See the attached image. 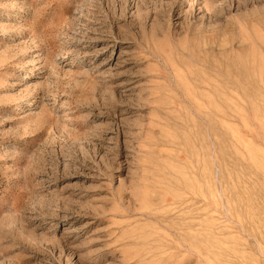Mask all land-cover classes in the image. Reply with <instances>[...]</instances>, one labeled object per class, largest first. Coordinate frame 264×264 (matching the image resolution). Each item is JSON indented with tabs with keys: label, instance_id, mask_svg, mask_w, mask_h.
Wrapping results in <instances>:
<instances>
[{
	"label": "rangeland",
	"instance_id": "1",
	"mask_svg": "<svg viewBox=\"0 0 264 264\" xmlns=\"http://www.w3.org/2000/svg\"><path fill=\"white\" fill-rule=\"evenodd\" d=\"M0 264H264V0H0Z\"/></svg>",
	"mask_w": 264,
	"mask_h": 264
},
{
	"label": "bare ground",
	"instance_id": "2",
	"mask_svg": "<svg viewBox=\"0 0 264 264\" xmlns=\"http://www.w3.org/2000/svg\"><path fill=\"white\" fill-rule=\"evenodd\" d=\"M180 196V195H179ZM180 199V198H179ZM181 200H183L182 198H181ZM180 201V200H179ZM184 201V200H183ZM181 202V201H180ZM193 202V201H192ZM187 204V203H186ZM186 204H184V205H186ZM175 208V207H174ZM184 217V216H183ZM188 217V216H187ZM192 219V218H191ZM190 219V220H191ZM186 221V220H185ZM184 222V221H183ZM187 224V223H186ZM193 224V223H192ZM181 225H182V223H181ZM188 225H190V224H188ZM181 228H183V226H181ZM191 229H193V228H191ZM187 230V229H186ZM186 230H184V231H186ZM179 231V230H178ZM183 231V230H182ZM188 231V230H187ZM180 232V231H179ZM188 232H190V231H188ZM185 233V232H184ZM186 234V233H185ZM188 234V233H187ZM182 235H183V233H182ZM189 235V234H188ZM192 236H193V234H191ZM191 235H189V237L191 236ZM188 237V236H187ZM192 239H193V237H192ZM195 239H196V237H195ZM196 243V242H195ZM194 243V246L196 245ZM191 244V243H190ZM196 247V246H195ZM191 248V247H190Z\"/></svg>",
	"mask_w": 264,
	"mask_h": 264
}]
</instances>
